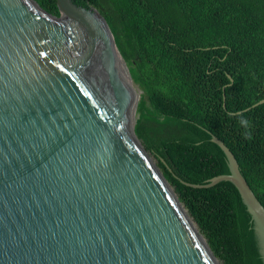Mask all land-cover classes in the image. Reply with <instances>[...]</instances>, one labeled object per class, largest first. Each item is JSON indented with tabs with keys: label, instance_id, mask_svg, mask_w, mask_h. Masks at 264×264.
<instances>
[{
	"label": "water",
	"instance_id": "95a60500",
	"mask_svg": "<svg viewBox=\"0 0 264 264\" xmlns=\"http://www.w3.org/2000/svg\"><path fill=\"white\" fill-rule=\"evenodd\" d=\"M56 1L0 0V264H223L136 132L142 90L107 20ZM211 139L230 172L187 184L236 185L264 262V205Z\"/></svg>",
	"mask_w": 264,
	"mask_h": 264
},
{
	"label": "trees",
	"instance_id": "16d2710c",
	"mask_svg": "<svg viewBox=\"0 0 264 264\" xmlns=\"http://www.w3.org/2000/svg\"><path fill=\"white\" fill-rule=\"evenodd\" d=\"M37 1L60 16L56 0ZM74 1L107 20L142 90L136 132L215 255L223 264H264L236 185L187 184L230 172L216 135L264 205V103L237 113L264 98V0Z\"/></svg>",
	"mask_w": 264,
	"mask_h": 264
},
{
	"label": "clouds",
	"instance_id": "9594fccd",
	"mask_svg": "<svg viewBox=\"0 0 264 264\" xmlns=\"http://www.w3.org/2000/svg\"><path fill=\"white\" fill-rule=\"evenodd\" d=\"M238 124L240 127L244 129H249L251 127V122L243 117H241L238 121ZM243 136L245 139H251V132L250 131H245L243 133Z\"/></svg>",
	"mask_w": 264,
	"mask_h": 264
}]
</instances>
